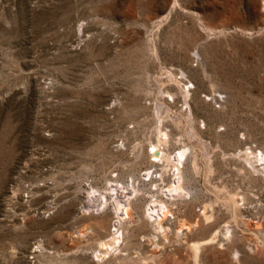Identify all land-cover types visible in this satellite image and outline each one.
Returning <instances> with one entry per match:
<instances>
[{"label":"rangeland","instance_id":"1","mask_svg":"<svg viewBox=\"0 0 264 264\" xmlns=\"http://www.w3.org/2000/svg\"><path fill=\"white\" fill-rule=\"evenodd\" d=\"M0 264H264V0H0Z\"/></svg>","mask_w":264,"mask_h":264},{"label":"bare ground","instance_id":"2","mask_svg":"<svg viewBox=\"0 0 264 264\" xmlns=\"http://www.w3.org/2000/svg\"><path fill=\"white\" fill-rule=\"evenodd\" d=\"M157 148V147H156ZM160 151H161V149H160ZM164 152V151H163ZM182 154L183 153H181L180 155H179V157H178V161L176 162V165L178 166V169L180 170V167H179V164H180V162H183V161H181L182 160ZM154 155H156V156H158L159 155V152H158V150H155L154 151ZM185 155V154H184ZM160 156V155H159ZM162 156V155H161ZM163 158H164V156H163ZM169 158V157H168ZM184 159V158H183ZM175 164V163H174ZM179 175V174H178ZM111 187V186H110ZM112 189H114V190H116V188L115 187H112ZM125 189L126 188H124V191H125ZM123 190V189H122ZM172 190L173 191H175V192H180V190H182V184H181V182L179 181V184H175V185H173V188H172ZM110 191V190H109ZM117 191V190H116ZM172 191V192H173ZM113 192V191H112ZM115 192V191H114ZM178 192V193H179ZM91 193V192H90ZM112 194V193H111ZM180 194V193H179ZM182 194V193H181ZM96 195H99V194H96ZM114 195V194H113ZM102 196V195H101ZM104 196V195H103ZM102 196V197H103ZM125 196H127V194L125 195ZM92 197H94V195H92ZM128 197V196H127ZM97 198H98V196H97ZM118 198V197H117ZM116 198V199H117ZM94 199V198H93ZM93 199H91L92 201H93ZM96 199V198H95ZM97 201H98V199H97ZM96 201V202H97ZM104 201V200H103ZM94 202H95V200H94ZM161 202V201H160ZM118 204L119 205H121V202L120 201H118ZM125 204V203H124ZM164 204V203H163ZM157 205V204H156ZM158 206H151V208H150V210L152 211V214H159V212L157 211L159 208H157ZM118 208H121V206H119ZM122 208L124 209V211H122V213L124 214H127V215H129L130 214V212H129V210H130V207L129 206H122ZM120 210H122V209H120ZM162 214L163 215H165L166 214V211H162ZM131 215V214H130ZM119 218L121 219V218H124V216L123 217H120L119 216ZM118 218V219H119ZM161 218V217H160ZM159 219V218H158ZM121 221V220H120ZM119 220H118V222H120ZM121 223V222H120ZM189 225H187V227H188ZM123 227V226H122ZM117 229V231H118V229H119V227H117L116 228ZM116 231V232H117ZM215 235H216V232L214 233V235L211 237V238H214L215 237ZM119 237H120V235H118V232H117V234L116 233H114L111 237H110V239H109V241L107 242V241H101L100 243H101V246H102V250L101 249H99L100 250V253H97V255L100 257V255H102L101 253L103 252V253H107L108 251H109V247L111 246V249L113 248L112 246H117V248H121L120 246H121V243H119V241L121 240H119ZM210 238H207V239H205V240H203V241H195L194 242V244H193V246H195L196 247V249H198L199 250V247H200V245L203 243V242H206L207 240H209ZM119 244H118V243ZM208 242V241H207ZM117 243V244H116ZM105 249V250H104ZM113 249H115V247L113 248ZM118 250V249H117ZM112 251V250H111ZM199 252V251H198ZM111 253V252H110Z\"/></svg>","mask_w":264,"mask_h":264}]
</instances>
